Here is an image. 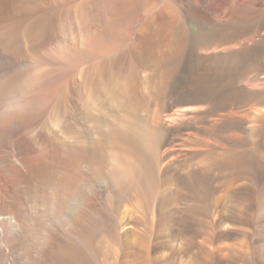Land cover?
Masks as SVG:
<instances>
[{
  "label": "bare ground",
  "instance_id": "obj_1",
  "mask_svg": "<svg viewBox=\"0 0 264 264\" xmlns=\"http://www.w3.org/2000/svg\"><path fill=\"white\" fill-rule=\"evenodd\" d=\"M43 1L0 2V264H73L71 253H98L112 242L115 221L127 246L146 245L149 204L161 181L154 244L161 235L169 250L161 253L163 259L175 251L179 230L190 232L180 242L187 254L181 264H264V127L254 133L259 138L254 148L221 146V131L212 123L192 124L208 106L191 104L190 96L176 97L178 87L167 82L193 50L207 52L208 37L216 38L212 50L236 39L241 0H231V14L216 12L221 15L210 30L211 0H166L121 46L110 42L116 30L112 15H126L150 0H83L45 9ZM98 12L112 18L92 31ZM75 31L84 45L79 61L92 60L107 41L117 50L80 67L66 85L62 75L68 69L61 65L69 60L59 51ZM55 63L61 67L53 68ZM179 129L191 137L199 129L209 131V139L200 142L202 152L183 162H178L179 150L186 139L177 137ZM84 162L88 175L113 177L117 188L105 193L104 207L76 222L78 214L67 209V202ZM245 185L250 188L241 200ZM186 197L190 200L180 214L176 204ZM66 211L61 219L69 235L54 239L46 253L49 224L57 226L52 216ZM139 215L144 231L132 233L130 221ZM141 261L151 264L147 257Z\"/></svg>",
  "mask_w": 264,
  "mask_h": 264
},
{
  "label": "rangeland",
  "instance_id": "obj_2",
  "mask_svg": "<svg viewBox=\"0 0 264 264\" xmlns=\"http://www.w3.org/2000/svg\"><path fill=\"white\" fill-rule=\"evenodd\" d=\"M81 1L83 0H68V3H67V1L64 2L62 0H57V1L56 0H44L41 3V7L45 9L46 7H49L50 5L58 4L60 6L67 8V6L68 7L73 6L75 5V3H79ZM165 1L166 0H150L149 3L147 2L146 4L139 7L136 11H130L126 15L118 14V13H116L115 15H112L114 21L111 23V26L113 27V29H116V30H113L112 32L113 34H111L110 36V42L113 43L114 45L116 42L117 43L116 46L117 45L121 46V43H124V41L132 37L135 34L136 29L145 20H147L148 17L155 10L160 8L165 3ZM0 2H2V0H0ZM69 2H71V4ZM231 7H232L231 0H211L209 2V5L207 6V10L211 14L212 22L210 21L207 24L208 25L206 27L207 30H210L212 26L215 27L214 25L218 24L217 20L220 18L219 16L221 15V13L215 16L214 14L216 12L218 11L223 12L224 15H226L227 13L231 14ZM99 12H103L102 9ZM99 12L97 14L98 16L97 21L91 25L92 31H95V29L96 31L102 30L103 25L112 18L110 14L99 17ZM235 17L239 21V26H238L239 30L237 31L238 33L236 32L235 40H231V38H228L226 39L227 41L224 40V42H222L224 43V45L222 43H220L221 45L219 44L217 45L216 48L222 47L221 49L216 50L215 48L212 50L211 48L215 47L214 46L215 43L213 42H215L216 38L214 36H213L214 38L208 37V39L206 40L208 41L207 42L208 48L206 49L207 52L205 50L202 51L203 53L196 49H195L196 52L193 50L190 55L192 58L190 57L191 58L190 59L188 56L187 58L182 59L184 62L181 60L180 64L182 63V65L180 64L177 65V68H176L177 70H175L176 72H172V75L169 74L170 76L167 82H175L176 84L175 88L178 87L176 88V93H177L176 97L187 98L188 96H190L194 100V102L191 104L199 105L200 103L204 102L202 104L204 105L206 104L205 106L206 108L208 106L207 109L197 112V114H200L203 116L201 118L195 119L194 120L195 123L192 120V124L209 126L212 123L215 129L217 128L218 130L221 131V134H222V138L220 139L221 146L225 147L228 145H239L240 147H243V148H249V147L254 148L259 143V140H258L259 138L255 136L254 133L256 130L263 129L264 127V118L259 121L255 120V117L264 116V103H263L264 101V0H241L239 10ZM74 33L75 35L74 34L73 35L75 36V38H73L74 37L73 35H71V37L69 38H66V41H65L66 43L59 51L60 53L62 52L66 53V54L63 53L65 56V60L66 61L69 60V62H66L67 65L65 63L64 65H61L62 68L65 69V71L68 69L66 72H64V75H62V77L63 76L64 78L66 77L65 80L67 82L64 80L66 85L69 83L70 79L73 77L74 72L77 73L80 67H83V66L85 67V65L87 66L88 64L90 65V62L97 63L98 61L105 59L106 57H108L109 55H111L113 52L117 50V47L115 48L113 44H110V42L107 41L108 42V43L106 42V44H108L107 46H105L106 44H104L101 46V48H98V49L96 48L97 53L95 52V55L92 57V60L89 59L90 62L87 61V59L84 61L83 60L79 61L80 55H81L79 53L83 51L81 47L82 46L84 47V45L80 46V44H83L82 41H80L79 39L80 36L76 31ZM86 37H90V34L88 33V36L86 35ZM67 42L68 43L70 42V43L68 44ZM71 43H73L74 45L72 44L71 46L70 45ZM112 45L114 48L112 47ZM74 46L77 47V50L75 49L76 47L73 48ZM74 49L76 52L79 50L78 54H74L76 53ZM200 57H202L203 59H199ZM95 58L97 61L95 60ZM75 60L76 62H78V64L75 62ZM200 60L203 62H201ZM70 62L72 63L75 62V63L72 64ZM79 63H80V66H79ZM56 65H57L56 63H55V66L53 64L52 65L53 68H57V66L61 67L60 63H58L57 66ZM68 66H71V67H68ZM69 69L71 72L69 71ZM66 73H67V76H69L68 79H67ZM190 82L195 83V84L194 85L190 84ZM207 83H208V86L205 85ZM184 86L186 87L188 86V87L184 88ZM202 88H204L205 90ZM182 91L185 93H183ZM193 94L195 96H193ZM196 96L197 98L195 99ZM201 99H203L204 101ZM251 107H255L256 110L252 109L248 113L249 115L245 118L244 117L245 113ZM252 120H255V121H252ZM192 124L190 125V127L193 126ZM194 130H196L195 127H194ZM187 131L188 130H180V129L176 131L178 134L177 135L178 138L183 137L184 139H186L184 143L185 146H183L185 148H181L179 150V153L181 155L179 154L180 155L178 158L179 160L177 159L178 162H183L193 152H194L193 155H195V153L199 154L200 152H202V147L200 145V142H202V139L205 136H207V133L209 132L208 130L199 129L198 134L196 136L191 137L190 135L186 134ZM208 137L209 136L205 138L209 139ZM208 142L207 144L212 145L210 142L209 143ZM186 148H190V149L188 150ZM182 152H183V155H182ZM85 168H86V163L84 162L80 165V170L82 172L79 175L80 177L77 178V180L81 178L80 179L81 181L78 182L77 185L75 184L76 181L74 182L75 188L73 187L72 192H71L72 194L69 198L70 200L68 199V202H67L68 203L67 209L69 208L68 209L69 211L75 210L76 213L78 214V215L76 214L77 216L75 217L76 222L82 221L86 219V217L94 215L97 211H99L102 207H104L106 203L105 193L115 190L117 188L114 183L113 177L105 178L104 176H101V175L90 176L84 171ZM120 180L123 181V178H120ZM240 181H243V180H240ZM249 188L250 186L248 185H245L242 188V191H241L242 197L240 198L241 200L242 198L244 199V197H246L247 195L246 192L248 191ZM158 190L154 192V195L152 196V199H151L152 202L150 201V204H149L150 208H149V217H148L147 232H146L147 236H145V240H146L145 243H147L146 245H142L139 242L138 243L135 242V244L134 243L132 244L133 246L132 245L127 246L125 234L123 230L120 228V223H118V221H115L113 222V227L117 229L115 233L117 238L115 236L112 242H106L105 243L107 244L105 246L106 248L98 250V253L97 252L92 253L90 250H87V249H82L78 252L71 253L72 263L73 264H110L111 262L112 264H134V263L143 264V262L141 261V258L147 257L151 260V264H161V262L162 263L164 262L167 264H181L183 260L187 258L186 256L187 254L185 253L183 247H181L180 242L185 238V236H188L190 232L177 230L176 233L179 239L177 240L175 244V247H176L175 251L171 252L172 254L169 252L170 256L167 257L169 259L167 258L163 259L160 256L161 253L169 251L167 248L162 246L163 238L161 237V235L157 238V243L154 244L156 230H157V223H158V209H159L160 199H161L162 190H163L162 181L159 183ZM258 195L259 196L261 195V190H259ZM189 200L190 199L186 197L182 201L178 202V204H176L177 211H179L178 213L183 214V209L185 207L184 204L189 202ZM258 200L256 201V204L258 203ZM67 211L59 217L52 216V218L56 220L55 224L57 226L55 227L53 223L49 224V232H48L49 236L47 235V237H45L43 246H42L45 249L46 253L47 251L51 250L52 244L54 245L53 243L54 239L65 238L69 235L70 231L69 229L67 230V226L65 224H64L65 226L63 225L62 223L63 219H61L62 216L66 217V215H68ZM112 215L116 217L117 210H113ZM79 218H81V220ZM115 223L118 224V226ZM130 224L134 226L133 229H131L132 233H140L141 231L142 232L144 231V223L142 222L140 215L137 217V220H131ZM110 229H111L110 227H107V230L110 231ZM107 246L109 249H107ZM144 246L145 248H143ZM102 250L104 251V253ZM126 250H128V254H125ZM109 251H112L111 254ZM94 254H97V255H95L94 257ZM139 255H140V258H139ZM135 258H138V259L135 260ZM73 260L75 263L73 262Z\"/></svg>",
  "mask_w": 264,
  "mask_h": 264
}]
</instances>
